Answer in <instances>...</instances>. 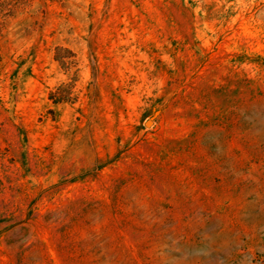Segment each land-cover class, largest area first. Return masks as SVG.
Here are the masks:
<instances>
[{"label":"rangeland","instance_id":"obj_1","mask_svg":"<svg viewBox=\"0 0 264 264\" xmlns=\"http://www.w3.org/2000/svg\"><path fill=\"white\" fill-rule=\"evenodd\" d=\"M0 264H264V0H0Z\"/></svg>","mask_w":264,"mask_h":264}]
</instances>
